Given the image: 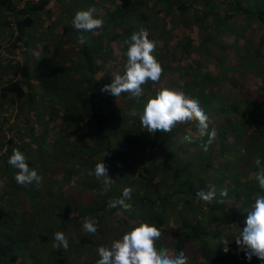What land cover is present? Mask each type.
Masks as SVG:
<instances>
[{
    "label": "trees",
    "instance_id": "obj_1",
    "mask_svg": "<svg viewBox=\"0 0 264 264\" xmlns=\"http://www.w3.org/2000/svg\"><path fill=\"white\" fill-rule=\"evenodd\" d=\"M118 1V8L107 12L104 16L103 27L108 29L103 31L102 35L97 34L96 36V34L88 33L89 43L81 45L78 51L81 60L80 65L77 62L64 64L66 71L70 67L74 68L78 77L73 82H71L72 79L65 77L61 80L57 79L55 86L59 87L55 88L54 93L45 96L47 100L41 103L42 109L35 116H31L30 109L31 104L35 101L36 93L31 90L34 87L28 82V78L31 76L26 74V65H18L12 62L9 65L7 63V66L0 70L1 74L6 72L10 75L5 84L0 87V182L2 187L5 185L4 181L13 186L16 192L22 190V185L18 184L14 178L17 169L7 163L13 148H19L25 154L27 163L31 168L32 158L30 154L37 152L38 149L43 151V148H40V143H45L48 146L47 155H44L42 159L46 162L52 161L51 167L56 172V176L71 186V190L64 191V195L59 191L58 205L52 207L53 211L49 214L50 219L48 220L50 221V228L45 232L35 233L33 230L36 224L41 225L43 223L38 221L34 214L32 216L30 209H33L32 206L34 205H28L29 208H24V206L18 208L22 210L15 216L18 228H20L19 233L16 235V239L7 238L5 241H0V264H30L31 262V264H53V259L57 255L63 257L68 254V248L66 250L63 247L55 248L51 252L46 249L38 250L40 254L38 257L41 259H31V262L26 263L23 258L28 259L33 256L32 252L28 251V247L34 245L30 242H35L38 237V240L47 243L51 240L52 234L57 231L65 234L68 231V224L74 218L85 215L93 216L91 219L97 222V229L106 217L111 218L112 222H117L119 218H122V224L126 226L118 228L117 233L114 234L117 239L135 223L140 221L154 223L164 234L156 242L157 248L165 247L169 249L170 254L176 255L181 251L185 252L188 256V264H254L253 262L260 259L253 256L251 260H248L245 253L240 251L235 243L234 234L225 235L224 238H221V234L222 231L229 230L231 225L240 226L242 229L244 223L241 218L243 217L242 214H245L246 204L239 203V196L244 199V195L247 198H253L252 195L255 193L264 195V189L259 187L258 181L255 179V182H250L248 186H238V180L231 184L230 188L234 192L232 197L235 196L234 200H237L238 203L232 202L229 206L225 201L220 202L223 200L219 195L220 189H216L217 196L212 203H205L198 199L196 192L198 190L208 191V185L212 183V181H208V175L213 174L191 166V161L194 159L192 157L194 153L191 149L193 145L181 142V138L186 134L190 133L196 137L195 135L198 134L196 133L198 130L196 122L178 123L171 132L149 133L142 127L139 117L148 99L146 96L150 93L152 82L149 81L142 86L144 95L139 98H134L131 93L127 92L122 93L119 97H114L101 91L103 85L111 83L116 70L118 72L121 69V61H117L116 70L112 64L116 55L115 45L117 44L125 52L124 41L130 38L133 33L131 24L134 19L146 21L147 18L146 0ZM156 1L165 6L164 11L158 8L163 18L169 16L172 11H176L177 16L180 17L183 11L191 9L194 13L192 20L198 24L203 23L205 28H209V21H205L203 17L212 16V26L216 27L219 32V37L215 42L218 40L221 42L220 30L223 28L224 31H231V33L238 25L245 26L247 29L246 25L249 21L264 28V0H194L197 6L200 3L204 5L203 10L199 11L198 14H195L196 11L190 3L184 5L181 0ZM41 3L43 2H25L19 6L18 0H0V41L7 42L10 50L21 45L20 41L27 46L25 38H27L28 30H25L33 21L32 14L29 12L39 9L42 6ZM220 4H223L222 10H224L219 14L215 7ZM233 15H237L244 23L229 27L224 20ZM145 28L150 34V27L145 25ZM45 31L49 33V29ZM24 34L25 38L23 37ZM58 34L63 42L70 40L73 44L77 42V36L81 33L77 32L72 24H67L62 26ZM149 39L155 40L150 35ZM104 40H106L105 43ZM232 40L233 43L236 42L235 38ZM189 43L190 41L186 40L180 45L186 53L189 51ZM243 44L249 46L244 42ZM255 44L252 49L259 50L262 44ZM163 45L162 43L161 47ZM158 49L156 48L155 52ZM57 50L54 48L53 51ZM157 53L163 55L164 52L158 50ZM180 56V51L177 55L172 54L171 63L166 62L164 69L190 75L187 76L186 80L177 84L175 89H183L185 94L202 101L201 108L208 116L213 112L225 121L228 119L229 129L231 125L238 130L240 126L244 128L248 125L246 123L249 121L258 120V110L251 106V103H255L253 100L250 102L248 98L244 97L241 100L244 103L243 107L245 113L248 114L247 116L244 112H240L241 107L232 108V105H236L232 100V97L235 96L234 99L237 97L234 92H231L232 96L227 100L230 109L222 113L216 109L221 107L212 106V103H222V101L214 99L218 92L212 96L209 94V92L214 93L210 90V85L213 84L211 87L222 86V84L218 85L221 81L215 83L213 80L212 82L215 76L212 77L209 72L200 71L196 67L200 61L197 58L190 60ZM96 60L102 63L98 65L95 63ZM65 67L63 72H66ZM227 69L229 68L227 67ZM101 70V76H97L98 71ZM229 71L231 72L230 69ZM69 73L72 74V72ZM193 74L199 79L201 78L200 83L194 84ZM18 75L20 78H17ZM25 77L27 78L25 79ZM229 77L231 81L236 82L232 76ZM34 81L38 82V79L34 78L33 83H35ZM223 81L227 82V77ZM164 82L162 84H165ZM187 87L188 90H186ZM204 101L209 102L208 108L203 105ZM241 101L239 100V102ZM232 115L241 118L242 125L235 121L236 118H232ZM255 118L257 119L255 120ZM226 133L231 132L227 129L222 130L221 135L217 136L215 141L220 144L222 141L228 142ZM250 134H254V132ZM238 136L241 134H237ZM40 137L43 138V142H37ZM218 137L219 140L222 139L221 142ZM60 141H62V146L59 144ZM215 141L209 146L211 150L212 145L216 146ZM203 143H201V149ZM249 145H251L250 142ZM56 147H58L57 151L54 150ZM118 152L124 156L118 155ZM104 153L107 154L103 157ZM47 156H52L50 158L53 159L49 160ZM102 159L105 164L107 162L114 163L118 159L122 165L119 168L116 163L111 175L115 183L111 190L104 195L100 194L101 182L97 181L94 175H88L89 171L94 169L95 164ZM214 159L216 160V158ZM71 165L74 173L70 170ZM249 173L253 175L252 172ZM79 179H83V182L77 184ZM77 186H81L88 192V203L85 206H81L80 203L73 204L75 199L72 200L71 198L77 194ZM126 186L133 189L132 198L128 202L132 204L134 211L129 213L120 208L109 209L108 201L119 198L122 189ZM225 188L226 184L223 185V189ZM23 191L27 190L23 189ZM1 192L0 195H4ZM253 200L255 201V198ZM71 207L77 209L76 215H69ZM24 209L29 210L23 211ZM0 217H6V214L0 215ZM126 221L130 224L127 225ZM105 230L109 232L107 227L102 225V231ZM225 239L233 242L232 245L227 244L228 252L224 251L225 244L223 241ZM68 243L71 245L70 242ZM79 243H81L80 240ZM91 252H93L92 245H90L89 251L85 249L80 252L81 258L86 259L85 264H96L94 254L88 257Z\"/></svg>",
    "mask_w": 264,
    "mask_h": 264
},
{
    "label": "rangeland",
    "instance_id": "obj_2",
    "mask_svg": "<svg viewBox=\"0 0 264 264\" xmlns=\"http://www.w3.org/2000/svg\"><path fill=\"white\" fill-rule=\"evenodd\" d=\"M65 3H70L71 6L72 4H74L73 6H76L78 8L82 7V3L79 4L78 0H72L71 2L65 1ZM222 6L223 4L218 5L215 10H218L217 12L222 13ZM54 17L57 18V16L55 15ZM224 22L229 27H234L235 25L244 23L240 18H238L237 15H233L232 17L225 19ZM58 25L59 24H53L49 29V33L39 30V26L37 25L35 27L31 26V31L26 33V37L28 40L26 47L29 49L34 48L33 51L37 59L41 58L39 62H36V65L38 64L40 66H43L42 68L44 69L42 72H39L38 75H34V77L37 78L38 81H40V84L43 85L46 92L54 91L53 87L55 86V82L57 80L56 75H59L56 69H52V67L55 65V62L53 63L51 58L54 56L53 48L56 46L58 51L62 54H64V52L67 53V50H69L67 49L61 51V49L64 48L62 46L64 42L62 41L60 35L55 33L56 27H58ZM238 26H235L234 30L232 31L233 35H231V31L226 32L224 31V28L221 29V42L220 40H218L220 44L218 42H215L219 37L217 28L211 27L209 31L210 37L204 40H202L203 38H201V40H199V42L196 41V44L194 45L196 51L198 48H201V53H198L200 57L197 58V60L200 59L201 62H199V64L197 63L198 65L196 67L199 68V70L202 72H209L212 77L215 76V79L213 78L212 82L213 80L215 81V83L221 81L218 85L222 84V86L219 87H211L213 86V84L210 85V90L214 93L209 92V94H211L212 96L213 94L216 95L218 92L217 97L214 96V99H219L222 101V103L215 102L211 105L214 107H221L216 109H219L220 112L223 113L225 110L230 109V105H228L229 101L227 100L231 98V92H234L237 97L236 99H234L235 96L232 97V100H234L233 102L236 103V105H232V108L237 106L239 108L241 107L240 112H244V114L247 116L248 114L245 113L246 111L243 107L244 103H242L241 101L244 97L246 99L248 98L250 102L252 100L255 101V103L253 102L254 104L251 103V106L253 109L255 108L256 110H258L259 113V116L257 115L259 117L257 121L251 120L246 123L248 125H246L244 128H241L240 126L237 130L234 129L231 125L229 129L228 119L227 121H225V119H222L217 114L211 112V114L208 116L210 130L214 127L217 131V136L221 135L222 130H230L231 133H226L228 142H224L222 141V139L219 140L218 137V140L220 142L222 141L221 144L215 141V139L214 141L216 143V146L212 145V150L208 148V151H204L203 148L201 149L200 147L201 143L207 140V137L206 139L199 138V132L197 130L196 133L198 134H194L196 137H193L194 139L190 143L191 145H193L191 149L194 153L192 155L194 159L193 161H191V166L195 168L197 167V169H202L203 172L206 171L213 174L208 175V181H212L213 183V186H211L212 183L208 185V191L213 188H215V190H222L223 185L226 184L225 189H227L228 191V196L231 197H225L223 198V201H225L228 206L232 202L238 203L237 200H234L235 196L232 197V194H234V192L233 189L230 188V185L235 183L236 180L239 181L238 186L250 185V182H255L256 174L260 170V167H264V28L260 27L257 24H254L252 21H249L247 23V29L245 28V26ZM88 33L91 32H87V36ZM233 38H235L236 41L234 43L232 40ZM243 42L245 44H249V46H245ZM255 43L262 44L261 47H259V50H254V48L252 49V47L256 45ZM5 66L2 65L0 60V70H3ZM227 67L231 70V72L229 71V69H227ZM3 73L4 75H7L6 72ZM68 76L71 77L72 74L68 73ZM193 76L194 84L201 82V78L199 79L194 74ZM229 76H232V78H234L236 82L231 81ZM226 77L227 82L223 81V79ZM1 78L3 79V77ZM182 78H184L182 74L170 70L164 78V81L167 85H163L162 87L174 88L177 84L182 82ZM2 79H0V84L3 83ZM209 79H211V77ZM157 86H155V88H151L150 94L154 95L155 89L159 88ZM58 87L55 86V88ZM222 87L225 88L221 89ZM36 90L37 89H33V92L36 93ZM186 90H188V87L186 88ZM181 91H183V89H181ZM37 100L42 102L41 98H37ZM239 100L241 102H239ZM199 103L201 106L202 101H200ZM203 105L208 108L209 102L206 103L204 101ZM232 118H236L235 121H238L240 125H242L243 121L241 120V118H237V116L233 117V115ZM256 119L257 118H255V120ZM251 132H254V134H250ZM237 134H241V136L237 137ZM37 142H43V138L40 137ZM249 142L251 143V145H249ZM59 144L60 146H62V141H60ZM40 145V148H43V151H40L38 149L37 152H31L30 154V157L32 158L31 168L36 169L38 173L43 177V182L39 186L35 185L34 183L25 184L21 186L22 190L16 192L13 186H11L8 182L3 181V183H5L3 187L2 183L0 182V192L2 191L1 193H4V195H0V200H2L3 202H0V215L3 216L4 214H6V217H0V241H5L7 238L16 239V235H18L20 228H18L15 216L20 213L19 211H22L18 208L22 206H24V208H29L30 204L31 206L34 205L32 206L33 209L35 208L34 211L33 209H30L32 211V216L34 214V216L37 217L38 221L43 222L41 225L36 224L33 230H35V233L45 232L50 228V221L48 220L50 219L49 214L51 213V211H53L52 207L58 205L57 197L59 195V191H61V193H63L64 195V191L68 192V190H71L70 185L65 184L64 181H61L59 177L56 176V172L51 167L52 161L46 162L42 159L44 155H47L46 152L48 150V146H46L45 143H40ZM57 148L58 147L54 148V150L57 151ZM117 154L122 155L121 152H118ZM122 156H124V154ZM47 157H49V160L53 159L50 158L52 156ZM214 158H216V160ZM257 159H259L261 162L260 166H257V164L255 163ZM116 163L119 168L122 166L118 159L114 163H106L109 176H111L112 172H114L113 169L115 168ZM70 170L74 173L72 165L70 166ZM249 172H252L253 175ZM82 182L83 179H79L77 184H80ZM116 183L119 184L118 182ZM23 189L27 191H23ZM76 189L77 194L74 198H71L72 200L75 199V203L73 202V204L80 203L81 206H85L88 203V192L85 189H82L81 186H77ZM19 193H21V195H19ZM240 193L244 194L243 192ZM257 196V193L252 195V197L255 199ZM239 198V203L246 204L244 210L245 214H242L243 217L241 218L242 222L244 223L248 215L247 211L251 210V205L254 203V200L253 198L245 197V195L244 199L240 196ZM67 201L69 202V200ZM28 210L29 209H24L23 211ZM76 211L77 209L75 207H71L69 209V215H76ZM5 218H7V220H5ZM85 218H93V216L85 215L81 216L80 218H74L68 224V231H66L65 233L66 237L68 238V242L71 243V245H69L68 247V254L63 257L57 255L56 258L53 259V264H85L86 259L81 258L80 252H83L85 249L89 251L90 245H92L93 252H91L88 257L94 254L93 256L97 261V259H99L96 251L98 246L109 245L113 239H117L114 234L117 233L118 228L126 226L125 224H122V218H119L117 222H112L111 218L106 217L104 222L100 223V227L95 234H87L82 229V223ZM126 222L127 225L130 224L128 221ZM102 225L103 227H107L109 232H107L106 230L103 232ZM240 230V226L238 227L236 225H231L229 230L222 231L221 238H224L225 235H236ZM52 237H54V234L51 235V240L48 239L49 242L47 243L45 241L42 242L38 240V237L35 242H30L34 245L33 247H28V251L30 250L33 256L28 259L23 258V260L27 263L28 261L31 262V259H41V257H38V255H40L38 250L41 251L43 249H46L48 252L53 251L55 248H53L52 245L55 241ZM83 237L84 239H82ZM79 240L81 243H79ZM228 242V244L230 245L233 244L232 241ZM77 250H79L80 252ZM253 263L262 264V261L257 260Z\"/></svg>",
    "mask_w": 264,
    "mask_h": 264
},
{
    "label": "clouds",
    "instance_id": "obj_3",
    "mask_svg": "<svg viewBox=\"0 0 264 264\" xmlns=\"http://www.w3.org/2000/svg\"><path fill=\"white\" fill-rule=\"evenodd\" d=\"M95 8L78 10L71 21L72 27L77 32H94L103 27V19L94 15ZM79 44L89 43L85 35L77 36ZM127 58L123 66V72L115 74L110 84H105L101 88L102 92H107L114 97H119L122 93H131L132 97L139 98L144 95L143 85L151 81L153 84L160 82L163 74V67L157 60L154 52L157 48V41L149 39V33L140 28L138 32H133L130 38L124 41ZM140 122L149 133L171 132L178 123L196 122L199 138L207 137L203 144V150L208 151L209 146L217 137V131L213 127L209 130V117L201 108L199 100L192 98L183 91L160 87L155 89L154 95L150 94L143 106L140 114ZM193 136L189 133L181 138L183 143H191ZM107 153H104L103 157ZM7 163L17 169L15 180L20 185L35 184L39 186L43 182V177L34 168H30L25 154L19 148H13ZM260 166L259 159L255 161ZM88 175H94L97 181L102 184L101 195L111 190L115 180L108 174V167L102 161L97 162L93 170ZM259 187L264 189V167L256 174ZM133 189L124 187L119 198L108 201V208H120L125 212H133V206L128 201L132 198ZM220 197L228 196L227 189H222ZM198 199L205 203H212L217 196L215 188L210 191L198 190ZM221 203L224 201L221 200ZM244 221L242 229L235 235V243L240 251H243L248 260L253 256L264 261V195H258L251 205V210ZM82 229L87 234L97 232V222L91 218H85ZM164 234L154 223L140 221L135 223L129 230H126L118 239H113L109 245H100L97 248L96 264H188V256L181 251L178 255L170 254L165 247L157 248L156 242ZM53 248L69 247L66 235L57 231L54 233ZM224 251L228 252V241Z\"/></svg>",
    "mask_w": 264,
    "mask_h": 264
},
{
    "label": "crops",
    "instance_id": "obj_4",
    "mask_svg": "<svg viewBox=\"0 0 264 264\" xmlns=\"http://www.w3.org/2000/svg\"><path fill=\"white\" fill-rule=\"evenodd\" d=\"M56 1H59V0H35L33 3H37V2L38 3L43 2V3H41L42 6L39 9L37 8V9H34V11L29 12V14H32L33 21L29 27H26L25 31L28 30V32H30L31 31L30 27L31 26L35 27L36 25L39 26V30L45 31L47 29H50V27L53 24H59L58 27H56V31H55V33L58 34L60 33L62 26L71 24L72 18L78 10H86L90 7H94L96 10L94 15L97 16L98 18H102L104 21V16L107 14V12L115 10L116 8H118V4H119L118 0H109V1L108 0H81V1L78 0L79 4L82 3V7L78 8L76 6H73L74 4H72L71 6L70 3L68 4L65 3V1L71 2L72 0H60L59 2H56ZM146 1H147L146 21L134 19V22L131 24V28H132V32H138L140 28H144L146 30L145 25L149 26L150 27L149 29H151V33L149 35L152 36L155 39V41H157V48H159L158 50H162V52H164L163 55H159L157 53L158 50L154 52V55L156 56L157 60L161 63L163 67V74L161 76L160 82L158 84L152 83L151 87L155 88V86L158 85L157 87L160 88L163 85H167L164 82V78L166 77V74L170 71V69L164 70V68H165L166 62L171 63L172 54L177 55V53H179L180 51L181 58L183 59L189 58L190 60L200 57L198 53L199 52L201 53V48H198L196 51L194 45L196 44V41L199 42L201 38H203L202 40H204L210 37L209 31H210V28L213 27L211 23L213 18L212 16L203 17L205 21L207 20L209 21V24H210L209 28H205L203 23L198 24L197 22L195 23V21L192 20V14L194 13L191 11V9H187L183 11V14L180 17L177 16L176 11H172L169 16L163 18L162 13L158 10V8H161L163 10V8L165 7L164 4L157 2L156 0H146ZM181 1L183 2L184 5L190 3L192 5V8L196 11L195 14L200 13L199 11H202L204 8V5L202 3H200V5L197 6L196 1L194 0H181ZM25 2L32 3V1L30 0H24V1L18 0V5L21 6L25 4ZM52 14L57 16V18H55L54 15ZM107 29L106 28L104 29V27H102L91 33L93 35L96 34V36L97 34L102 35V32ZM146 31L148 32V30ZM86 33L87 32H83L82 35L85 34V36L88 38ZM23 37L25 38V34ZM186 40L190 41L189 51L187 53L183 51L180 46ZM25 41L28 42L27 38H25ZM101 42H102V38H101ZM105 42L106 40H104V43ZM162 43L164 44L163 47H161ZM20 44L21 45H17L15 48L10 50L7 42H5L4 40L0 41V58H1L0 60L3 66H5L7 63L12 64V62H14V64L17 63L18 65H26V74L31 76L30 78H28V82L31 83L32 87H34L31 90L37 89L36 99L31 104V109H30V113L32 114L31 116L33 117L42 109L41 103L46 102L47 100L45 96L46 95L48 96L52 92L54 93V91L46 92L43 85L40 84V81L38 82L34 81L35 83H33V79L35 78L34 75H38V73L42 72L44 69L42 68L43 66H40L38 64L36 65V62H39L40 60L37 59L33 51L34 48L32 49L27 48L25 43L22 44V41H20ZM51 44H54V43H51ZM62 46L64 48H62L61 51L67 50V49L69 50H67V53L64 52V54L60 53L58 50L55 52L53 51L54 56L51 58H52L53 63L55 62L54 63L55 65L52 67V69L53 70L56 69V71L59 73V75H56V79L61 80L65 77L67 79H72L71 82H73V80L78 77L77 76L78 73L77 71H75L74 68H71V67L68 68L66 71V67H65L66 65L64 64L68 65V63L74 64L75 62H77L80 65L81 60L79 58L78 51L81 47V44H79L78 41L72 44L70 40H67L66 42L63 43ZM115 47H116L115 54L117 56L116 55L114 56V62L112 64L114 65V68L116 70L115 66H116L117 61L119 62L121 61V69L118 72L116 70V74L117 73L122 74L123 66L127 58L124 56V51H122L121 48L117 44L115 45ZM25 48H27V50H25ZM54 48H56V46ZM95 63L99 65L102 62H100L99 60H96ZM64 67H65L66 72H63ZM69 72H72L71 77L68 76ZM101 74H102V70L98 71L97 76H101ZM180 74L184 76V78H182V81L184 79L186 80L187 76H190L187 73L180 72ZM1 77H3V79ZM8 77H10L9 74L4 75V73L3 74L0 73V79L3 80V83L0 84V87H2L5 84ZM17 78H20V76L18 75ZM26 78L27 77H25V79ZM162 82H164L165 84H162ZM53 89L55 90V87H53ZM60 92H63V90H60ZM60 94H63V93H60ZM149 95L150 93L147 94L146 97H148ZM37 98H41L42 102L38 101ZM31 137H32V134H31Z\"/></svg>",
    "mask_w": 264,
    "mask_h": 264
},
{
    "label": "built area",
    "instance_id": "obj_5",
    "mask_svg": "<svg viewBox=\"0 0 264 264\" xmlns=\"http://www.w3.org/2000/svg\"><path fill=\"white\" fill-rule=\"evenodd\" d=\"M23 1H24V0H23ZM30 1L34 2L35 0H30Z\"/></svg>",
    "mask_w": 264,
    "mask_h": 264
}]
</instances>
